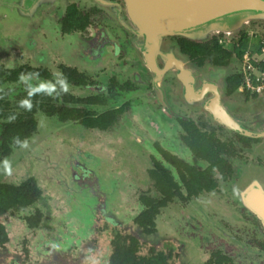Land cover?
<instances>
[{"label":"flooded vegetation","instance_id":"flooded-vegetation-1","mask_svg":"<svg viewBox=\"0 0 264 264\" xmlns=\"http://www.w3.org/2000/svg\"><path fill=\"white\" fill-rule=\"evenodd\" d=\"M128 21L122 0H0V264H264V219L240 185L264 170V91L246 87L240 62L190 60L180 35L148 56ZM175 59L219 70L213 85L193 71L199 107L181 96ZM114 128L122 168L105 144ZM200 135L219 141L221 167L195 154ZM161 169L173 187L158 185Z\"/></svg>","mask_w":264,"mask_h":264},{"label":"water","instance_id":"water-1","mask_svg":"<svg viewBox=\"0 0 264 264\" xmlns=\"http://www.w3.org/2000/svg\"><path fill=\"white\" fill-rule=\"evenodd\" d=\"M122 1L129 20L125 23V27L133 38L134 44L144 53H147L148 56L154 57L160 50L165 49L163 46L164 41H162L163 37L169 40V37L172 35H180L190 39L205 40L213 34L220 32L226 34L237 33L250 22L264 21V0ZM180 56L182 59H185L182 54ZM175 61V73L180 83L181 96L188 99L192 105L199 107V98H190L192 88V93H197L194 89L197 79L194 77L193 71L199 75V80H205L206 74L209 77L219 70L208 67L199 70L189 61L187 62L192 67H184L180 60L175 59ZM165 67V69L172 68L169 65ZM222 72L224 73L225 71L222 70ZM206 81L208 80H205L207 85L212 84L211 81ZM203 89V84L201 87L200 84L197 86L199 94H204L201 91ZM196 96H198V93ZM215 97L216 100H220V92H216ZM205 105L207 106L203 109L210 111L214 121L247 135V132H244L235 123L220 104L215 108L207 102H205ZM254 171L246 173L242 177L240 185L241 189L243 188L245 191L255 192L250 198L252 204L248 206L255 212H258L264 219V170L257 169Z\"/></svg>","mask_w":264,"mask_h":264},{"label":"trees","instance_id":"trees-1","mask_svg":"<svg viewBox=\"0 0 264 264\" xmlns=\"http://www.w3.org/2000/svg\"><path fill=\"white\" fill-rule=\"evenodd\" d=\"M257 23H260L264 27V21H259ZM258 30V29H257ZM232 40L227 42L226 40H223L222 42L219 41V37L217 36H211L209 39L206 40H195V39H189L184 37H178V43L180 44V47L182 48L183 52L188 55L190 60L198 63L203 62H209L213 65L217 66H225L229 62H240L243 53L248 48H254L259 49L258 42L262 39L264 34L260 33V30L253 31L251 35L248 34V31L245 28H242L237 33H234ZM222 34H219L221 36ZM227 81L229 83V86H232V90L237 89L242 84V77L240 73H233V75L230 76V78H227ZM116 113V112H115ZM115 113H111L108 116V123L105 124L106 126L113 125L116 116ZM29 118V119H28ZM27 119L30 120L33 124H27L30 128L33 127L34 123L30 117ZM95 124V123H94ZM103 125V127H105ZM198 139L197 137L193 138V141L195 142H189L192 149L194 150L195 154L198 157H206L210 160V162L215 167H221V161L223 159L215 155L216 153V147L217 140L212 141V138L208 136H202ZM208 140L212 143L207 142ZM201 141L202 143H200ZM219 147V146H217ZM223 150V149H222ZM194 170V169H190ZM211 170V169H210ZM163 172L162 174L156 176V179L158 181V185L161 183H170L173 187V179L170 174L167 173L166 170L161 169ZM222 171L224 172L225 169L223 168ZM211 173H213V170H211ZM196 175V174H195ZM225 176V173H223ZM202 177L205 179L207 177L206 173L202 175ZM194 182H199L194 178ZM193 181L190 184H194Z\"/></svg>","mask_w":264,"mask_h":264},{"label":"built area","instance_id":"built-area-1","mask_svg":"<svg viewBox=\"0 0 264 264\" xmlns=\"http://www.w3.org/2000/svg\"><path fill=\"white\" fill-rule=\"evenodd\" d=\"M253 31H248L251 35ZM259 49L248 48L242 55L241 66L244 71L246 87L255 92L264 91V40L258 42Z\"/></svg>","mask_w":264,"mask_h":264},{"label":"rangeland","instance_id":"rangeland-1","mask_svg":"<svg viewBox=\"0 0 264 264\" xmlns=\"http://www.w3.org/2000/svg\"><path fill=\"white\" fill-rule=\"evenodd\" d=\"M257 22H259V21H257ZM257 22H250V23H248V24H246L245 25V29L246 30H248V31H258V30H260V33L261 34H264V27L260 24V23H257ZM258 29V30H257ZM231 35V33L230 34H227V36H230ZM235 35V34H234ZM262 39L264 40V36L262 37ZM118 130H120L119 128H117ZM116 129V130H117ZM115 130V128H114V132L113 133H110V136H112L111 138H110V141H111V145L109 146V143L108 142H106L105 144L108 146V147H111V148H108V150L109 149H111L110 151H111V165H112V162H113V159L114 158H117V163H119V166H121L122 165V163L123 162H120V161H118V160H121L120 158H119V155H120V152L119 151H116L115 150V148H113V147H115V146H118L119 144H120V134H121V132L120 131H116ZM74 131H76V130H74ZM123 133H125V132H123ZM76 136H78V137H81V136H83V138H84V136H86V134L85 133H82V132H80L79 130L76 132ZM95 142L97 143V142H99V138H97V137H95V136H93V143L95 144ZM116 143V144H115ZM133 143V142H132ZM122 145H123V143H122ZM126 146H127V142H126ZM118 156V157H117ZM107 158V157H106ZM119 158V159H118ZM123 160V159H122ZM145 162H146V160H145ZM142 163H144V161H140V164H142ZM124 164V163H123ZM146 164H147V162H146ZM125 166V165H124ZM121 168H122V166H121ZM131 170L132 169H130V168H128V171H129V173L127 174V178L129 179H127V182L128 183H130V184H132V182H134V178L133 177H130V172H131ZM115 174V173H114ZM112 175V174H110L109 173V175H111V176H114V177H116V175ZM141 176H144L145 174H143V171L141 170ZM140 180H142L141 178H139ZM138 184H142L143 186H145L146 184H145V181H140ZM135 188V183H134V185L133 186H131V189L132 190H130L129 192H133V189Z\"/></svg>","mask_w":264,"mask_h":264},{"label":"bare ground","instance_id":"bare-ground-1","mask_svg":"<svg viewBox=\"0 0 264 264\" xmlns=\"http://www.w3.org/2000/svg\"><path fill=\"white\" fill-rule=\"evenodd\" d=\"M251 193L254 194L255 192H251ZM245 203L249 204L248 202H245Z\"/></svg>","mask_w":264,"mask_h":264}]
</instances>
